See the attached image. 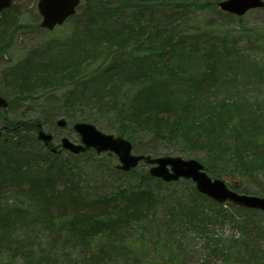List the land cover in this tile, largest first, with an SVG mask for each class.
Wrapping results in <instances>:
<instances>
[{
    "label": "trees",
    "instance_id": "1",
    "mask_svg": "<svg viewBox=\"0 0 264 264\" xmlns=\"http://www.w3.org/2000/svg\"><path fill=\"white\" fill-rule=\"evenodd\" d=\"M166 1L163 0L165 4ZM217 1L219 0H195L192 4H187L191 8L199 6L201 10L208 7L217 9ZM161 3L162 0L83 2L79 6L80 12L74 14L68 21L71 23L70 31H66L68 27L65 24L56 33L55 49H46L43 53L47 56H43L36 49H31L25 58L13 65L18 74L10 76V87L19 93V97L29 94L34 100L42 97L46 105L51 104L48 111L51 113L50 117L48 114L46 117L50 123H53L57 112L74 120L75 118L72 117L74 114L70 112L71 106L76 105L78 99L85 102L83 87L88 83L92 85L91 87L98 85L97 89L89 87V90L104 91L103 95L98 96L107 97V100L110 98L111 101L108 103L109 107L104 108L98 104V98L97 101L92 102L93 106L99 107L101 116H104L102 113L112 115L114 122L111 125L107 117L102 121L91 114L81 115L82 117L77 119L92 122L108 132L113 131L123 135L131 140L132 146L139 153H179L184 157H197L210 174L217 176L222 174V170L228 171L227 167L232 160L237 162V166L242 171L241 177H248L246 169L250 170L249 174L256 171L264 172L262 165L251 166V163L245 160L258 154L259 151L264 152V148L260 149V146H264V109L258 110V105L255 106L246 98L245 94L252 98L246 90L238 89L230 92L228 89L221 91L218 88L224 84L220 83L222 80L220 66L223 63L226 68L228 66L234 68L242 67L247 61L250 62V59L240 54L239 50H233L227 42L226 25L228 26L231 20L240 21L242 17L218 9L216 11L220 12V19L224 22L219 27H216L210 19L178 31V26H173L170 21L173 17L171 15L177 13L172 9L168 14H160V24H156V14L152 18L143 11V8L149 4ZM13 9L14 7L6 9L0 15V44L7 39V33L23 24ZM122 12L128 13L129 18L118 19L112 23V20L118 18ZM84 31L86 34L82 40L80 36ZM74 37L79 43H72ZM97 45L100 46L101 52L96 50ZM63 50L69 51L62 60L59 57ZM91 50H96L101 56L96 57L98 62L96 68L82 75L80 74L84 69L82 64L90 59ZM195 54L198 56L193 60L192 55ZM69 55H71L70 60ZM257 60L254 59L252 64L258 68L264 65L263 58L261 61ZM50 79L57 81L52 85L55 86L53 89L59 90L64 85L72 87L65 95L60 94L62 97H58L57 100L61 104L54 107L52 103L56 100L52 99V96L56 91H50L46 96L44 94L39 96L40 89H36V87H46L45 84H48ZM213 84H217V87L213 88ZM78 88L82 90L78 92ZM216 90L226 97H219ZM229 93L231 95L228 96ZM93 95L86 93V101H90ZM31 98L28 97L30 102ZM19 125L18 122L12 123L14 128L11 129L7 140H0V146H3V150H0V162L4 161L0 166V188L5 184L14 186L21 180L28 181L30 188L36 187L39 195L44 198L43 187L51 185L50 178L53 180L51 170H55L54 174L63 173L66 167L62 161L57 164L50 163L42 172L43 175H38L35 172L36 162L31 164L35 155L28 148L31 146L24 140L26 136L22 137V130H31V127ZM160 141L164 143L169 141L173 144L163 149L158 147ZM248 150L254 151V155L249 157L244 155ZM23 153L28 160L22 166L16 163L19 168H15L13 163L16 162L15 157ZM29 154L31 156H28ZM52 156L56 159L60 157L58 154ZM105 159L109 162V171L116 172L110 168L113 158L105 157ZM218 159L223 160L221 168L214 167ZM21 167L27 168L21 169ZM117 172L120 176L136 175L141 182L152 179L147 170ZM229 175L233 174L230 172ZM65 187L60 192L62 196L74 199L69 194L70 191H74H69L72 186ZM53 189L51 187V192ZM239 190L247 192L246 188L242 189L243 191L240 188ZM259 191V193L264 192L261 189ZM57 194L59 195V190ZM116 196L119 197L118 200ZM24 197L29 200L26 195ZM112 197L105 196L104 201H115L114 207L117 213H111L110 209L102 204V210L97 212L96 218L86 216L88 220L77 216L76 209L72 206L62 204L63 208H59L63 212H57L59 227L66 226L71 235H74L73 239L88 242L87 237L95 236L98 231H104V235H109L114 228L125 229L124 225L128 220L136 216L135 208L138 210L140 204H146L149 200L152 205L153 200L149 192L140 191L137 187L131 190L119 189ZM45 200L42 209L44 212L49 208L45 203L50 202ZM39 207L43 206L39 205ZM96 207L100 209L99 206ZM0 232L4 233L2 229ZM88 244L92 246L91 243ZM98 259L100 256L95 255L92 262L89 259L87 262L94 264Z\"/></svg>",
    "mask_w": 264,
    "mask_h": 264
},
{
    "label": "rangeland",
    "instance_id": "2",
    "mask_svg": "<svg viewBox=\"0 0 264 264\" xmlns=\"http://www.w3.org/2000/svg\"><path fill=\"white\" fill-rule=\"evenodd\" d=\"M87 1L82 0L81 5ZM194 1L167 0L165 4L162 0L159 5L145 6L143 11L152 18L156 14V24H160V14H168L172 9L177 13L171 15L173 17L170 21L173 26H178V31L186 30L195 23L202 24L210 19L216 27L224 23L223 19H220V12L216 11L219 9L218 6L217 9L208 6L203 10L199 6L191 8L189 4ZM36 2L37 0L16 1L14 4V9H16L13 11L26 27L20 28L21 24L18 29L14 28L7 33V39L0 44V74L5 77L4 80L0 78V93L11 101L7 109L0 110V126L3 124L11 126L15 122L20 124L22 121L41 122L42 127L53 134L51 147L56 148L60 144L59 140L62 136L78 141V134L72 129L70 118L57 112L55 117L65 119L66 126L50 124L46 114L50 117L51 113L48 111L51 104L46 105V101L43 102L42 97L34 100L29 94L19 97V93H16L14 88L9 85L12 65L19 61L26 51L36 49L43 56H47L43 53L46 49H55V36L59 32L58 30L55 32L35 31V26L40 19V16L34 19V12L37 14ZM128 18V13L122 12L118 18L112 20V23L118 19L127 20ZM36 21L37 23H35ZM66 26L68 27L66 31H70L71 23L67 22ZM226 27L228 29L227 42L233 50H239L240 54L250 59V62L247 61L242 67L234 68L232 66L226 68L223 63L220 66L222 69L220 83L224 84L218 88L221 91L228 89L230 92L238 89L246 90L252 97L250 99L245 94L246 98L255 106L258 105L257 108L261 111L264 109V65L258 68L252 63L254 59H258L257 61L264 59V8L248 10L240 21L231 20ZM85 34V31L81 33L82 40ZM72 43H79V41L74 37ZM96 47V50L101 52L100 46ZM96 50L90 51L92 52L91 57L84 62L85 64H82L84 69L80 74L84 75L86 71L96 68L98 64L96 57L99 53ZM68 51L63 50L59 58L63 60ZM197 56L198 54L192 55L193 60ZM68 57L70 60L71 55ZM56 82V80L50 79L48 84H45L46 87H36V89H40L39 96H43V94L46 96V93L56 91L52 96V99L56 100L52 103V107L60 103L57 100L58 97L70 92L72 88L64 85L59 90L53 89L55 86L52 85ZM91 86L88 83L86 87H83L85 88V92H83L85 102L78 99L77 104L71 106L70 112L74 114L72 117L77 120L78 117H82L81 115L91 114L102 121L107 117L109 124L112 125L114 117L104 113H102L104 116H101L99 107L93 106L92 103L99 98L100 107L108 108L111 99L107 100V97L98 96L103 95L104 91L92 90L91 92L89 87L97 89L98 85ZM216 87L217 84H213V88ZM42 89H44L43 92ZM81 90L82 88H78L77 91ZM219 92L216 90L217 95ZM86 93L94 94L90 101H86ZM27 96L31 98V102ZM218 96L226 97L224 94ZM22 132V137L25 135L24 140L31 146L28 147L29 150L35 155L33 156L34 162L31 164L36 162L35 172L38 175H43L42 172L50 163L57 164L62 161L66 169L63 173L57 172L56 174H54V169L51 170L50 174L53 180L48 178L51 185L43 184L46 185L43 187L44 198L39 195L36 187L30 188L28 181L22 182L23 180H21L14 186L5 184L0 188V229L4 231L3 234L0 232V264H89L87 259L92 262L95 255H99L100 259L94 264H133V262L134 264H264V212L262 210L237 209V206L227 203L223 205L225 207H219L220 204L213 200L200 197L195 192L193 183L185 179H179L173 183L157 180L141 182L136 175L120 176L109 171V162L105 157L100 155L98 158L95 151L90 149L86 153L78 155L62 150L60 157L56 159L48 154V150L41 142L35 139L34 130L25 129ZM160 143L158 147H163V149L171 147L169 145L173 144L169 141L165 143L160 141ZM2 148L0 150H3ZM263 148L264 146H260V149ZM148 154L154 155L153 153ZM244 155L252 156L254 151L248 150ZM27 160L28 157L24 153L18 154L15 157L16 162H13L15 168H19V165L22 166ZM245 160L249 161L251 166L259 164L264 168L263 150ZM115 161L111 160V164ZM215 162L214 167L221 168L223 160L219 161L218 159ZM2 163L0 162V166ZM23 168L27 167H21V169ZM146 169L145 163H141L137 167L139 172H144ZM227 169L228 171L222 170L220 178H224L229 184H236L234 187L238 192L239 188L241 190L246 188L247 192L242 193L264 195V192L259 193V189L264 190L263 171L249 174L250 170L244 169L248 173V177H241L242 171L234 160ZM32 171H34L33 168ZM230 172L233 175H229ZM69 185L72 186L69 191L74 190L69 193L74 199H67L60 193L66 188L65 186ZM51 187L54 188L52 192ZM135 187L152 195V205L149 200L146 204H140L138 210L135 208L136 216L128 220L124 225L125 229L114 228L109 235H104V231H98L95 236L87 237L88 242L86 240L84 242L73 239L74 235H71L66 226L59 227L58 222L60 221H58L57 212H63L59 208H63L62 204L72 206L76 209L74 210L77 216L87 220L86 216L96 218L95 215L99 210H102L103 205H106L114 214L117 213V209L114 207L116 202L104 201V197H112L119 189L131 190ZM58 190L59 195L57 194ZM116 199L118 200L119 197L116 196ZM44 200L45 202L50 200L45 203L49 207L45 212L42 210ZM78 203L81 204L78 205ZM39 205L43 207L40 208ZM96 206H99L100 209ZM88 243H91L92 246H89Z\"/></svg>",
    "mask_w": 264,
    "mask_h": 264
},
{
    "label": "water",
    "instance_id": "3",
    "mask_svg": "<svg viewBox=\"0 0 264 264\" xmlns=\"http://www.w3.org/2000/svg\"><path fill=\"white\" fill-rule=\"evenodd\" d=\"M13 0H0V10L10 6ZM79 0H39L37 10L42 15L41 27L51 30L56 24H62L64 19L75 12V6ZM264 5V0H223L218 6L223 11L233 13L236 16L243 15L249 8H258ZM7 102L0 96V106H6ZM59 125H65V121L59 119ZM37 138L48 145L51 134L43 131L38 125ZM73 128L81 134L83 144H74L66 138H62V147L74 153L84 151L87 147L93 146L97 152L102 150H113L119 163L115 165L120 170H128L136 166L139 161L145 160L151 164L149 173L152 176L160 177L162 180H177L178 177L191 178L195 182V187L208 197L219 203L229 200L241 207H253L264 210V197L243 195L227 188L224 181L218 178H210L204 171L203 165L195 158L184 159L179 156H156L152 158L148 155L132 154L131 143L127 139L112 134H105L96 130L91 124L77 122ZM53 150V149H51Z\"/></svg>",
    "mask_w": 264,
    "mask_h": 264
}]
</instances>
